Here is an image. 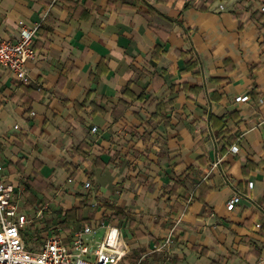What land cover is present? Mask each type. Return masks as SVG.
<instances>
[{"label":"crops","instance_id":"crops-1","mask_svg":"<svg viewBox=\"0 0 264 264\" xmlns=\"http://www.w3.org/2000/svg\"><path fill=\"white\" fill-rule=\"evenodd\" d=\"M214 2L0 0L1 38L19 19L40 25L30 80L0 73V181L43 211L29 248L104 222L133 264L143 246L171 264H264V20ZM173 228L169 252L154 251Z\"/></svg>","mask_w":264,"mask_h":264},{"label":"built area","instance_id":"built-area-1","mask_svg":"<svg viewBox=\"0 0 264 264\" xmlns=\"http://www.w3.org/2000/svg\"><path fill=\"white\" fill-rule=\"evenodd\" d=\"M220 8H223L222 4ZM259 10L264 11V0L260 2ZM39 26H28L19 19L18 30L11 38L0 37V73L2 69H8L20 82L30 80L27 62L36 55L34 39ZM235 99L245 101L249 96L245 94ZM260 118L263 122L264 113ZM96 128L92 126L91 131L95 132ZM238 149L236 144L231 146L234 152ZM84 187L90 188L91 182L86 181ZM14 193L13 183L0 181V264H119L129 254L131 249L119 226L104 222L100 223L104 232L98 239L92 237L97 228L91 224H84L66 235L57 227L42 232L37 249L29 248L25 234L33 230L43 217V211L41 208L31 212L22 210ZM240 197L239 193H233L226 202V208L234 209ZM175 240L173 228L153 250L168 253ZM140 261L139 258L138 263ZM162 264H169V261L165 260Z\"/></svg>","mask_w":264,"mask_h":264},{"label":"rangeland","instance_id":"rangeland-1","mask_svg":"<svg viewBox=\"0 0 264 264\" xmlns=\"http://www.w3.org/2000/svg\"><path fill=\"white\" fill-rule=\"evenodd\" d=\"M215 0V2L212 4L213 8L218 7L219 3H223L225 5L226 8H229L232 6V3H236L239 1V3L243 4L244 6H247L250 9L251 15H253V17L256 18L257 13L259 12V10L257 9V7L259 8V4L262 0ZM253 8H256V10H253ZM125 233L128 236V232L126 229ZM104 232V228H99L98 230L96 229V231H94V233L92 234L93 238H100L102 236ZM29 237V236H28ZM129 237V236H128ZM139 248V249H138ZM145 247H137V258H135L136 260L138 258H140L142 261L139 264H162L165 261V258L163 256L160 255H156L155 253L152 254H147L145 252ZM134 255V254H133ZM132 256V255H131ZM133 259L132 257H128L125 258L120 264H133ZM169 264H171V261L169 260Z\"/></svg>","mask_w":264,"mask_h":264},{"label":"trees","instance_id":"trees-1","mask_svg":"<svg viewBox=\"0 0 264 264\" xmlns=\"http://www.w3.org/2000/svg\"><path fill=\"white\" fill-rule=\"evenodd\" d=\"M213 1V0H211ZM250 11V9H249ZM257 19L259 20H264V11L263 12H258L257 13V16H256ZM229 117H233L235 118L236 117V111H232L230 112L229 114ZM211 119L213 120V122L217 121L218 122V126L220 127H223L224 124H223V121H224V116H216V115H212L211 116ZM224 131H228L227 128L224 129ZM232 139V137L230 138ZM250 167H256L255 164L250 160V159H246V163L243 165V171L246 172V169L247 168H250ZM263 179H264V173H263ZM77 208H71V209H61L57 212L58 215L60 216H63L64 219L60 220L61 224L63 227H66L67 223H69L70 219H73L74 217H72V214H75L74 211L76 210ZM114 209V208H113ZM110 217H114V218H117V219H121L122 217H124V214L123 212L120 210V209H114V211L112 212V214H110ZM75 220L77 221H81V218H75ZM86 222H89V221H86ZM52 222L50 221V224ZM84 224H87V223H83L82 225ZM264 226V225H263ZM132 259L134 260V257H132Z\"/></svg>","mask_w":264,"mask_h":264}]
</instances>
